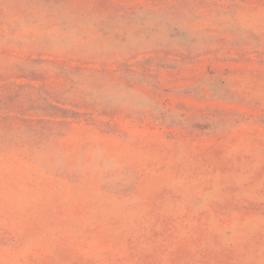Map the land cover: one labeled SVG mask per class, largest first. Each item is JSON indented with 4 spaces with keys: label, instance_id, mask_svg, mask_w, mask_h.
Masks as SVG:
<instances>
[{
    "label": "rangeland",
    "instance_id": "1",
    "mask_svg": "<svg viewBox=\"0 0 264 264\" xmlns=\"http://www.w3.org/2000/svg\"><path fill=\"white\" fill-rule=\"evenodd\" d=\"M0 264H264V0H0Z\"/></svg>",
    "mask_w": 264,
    "mask_h": 264
}]
</instances>
